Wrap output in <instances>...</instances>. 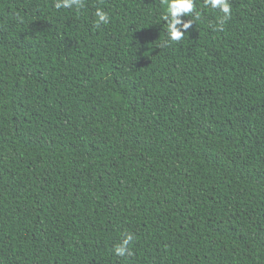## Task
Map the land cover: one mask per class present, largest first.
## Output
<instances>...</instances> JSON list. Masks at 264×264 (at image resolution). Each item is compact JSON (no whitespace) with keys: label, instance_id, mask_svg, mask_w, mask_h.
I'll use <instances>...</instances> for the list:
<instances>
[{"label":"trees","instance_id":"trees-1","mask_svg":"<svg viewBox=\"0 0 264 264\" xmlns=\"http://www.w3.org/2000/svg\"><path fill=\"white\" fill-rule=\"evenodd\" d=\"M166 3L0 0V264H264V0Z\"/></svg>","mask_w":264,"mask_h":264},{"label":"clouds","instance_id":"clouds-1","mask_svg":"<svg viewBox=\"0 0 264 264\" xmlns=\"http://www.w3.org/2000/svg\"><path fill=\"white\" fill-rule=\"evenodd\" d=\"M56 9L72 8L73 6L79 8L82 6V0H55ZM204 8H211L223 13L221 18V28L223 21L231 16V8L229 0H203ZM166 14L162 16V21L166 25V34L168 41L179 42L183 39L187 30L191 28L193 21L191 19L184 20L182 17H189L195 11V0H167L165 7ZM196 18H200V13L196 12ZM97 27L100 24L108 23V16L100 9L95 12ZM133 234L126 233L121 239L120 243L116 245L113 252L118 257L131 256L132 252L129 245L133 241Z\"/></svg>","mask_w":264,"mask_h":264}]
</instances>
